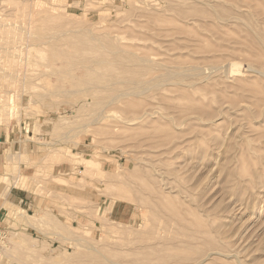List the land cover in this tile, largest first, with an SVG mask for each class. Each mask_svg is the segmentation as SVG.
I'll return each instance as SVG.
<instances>
[{
  "label": "rangeland",
  "instance_id": "obj_1",
  "mask_svg": "<svg viewBox=\"0 0 264 264\" xmlns=\"http://www.w3.org/2000/svg\"><path fill=\"white\" fill-rule=\"evenodd\" d=\"M204 8L0 0V264H264V49Z\"/></svg>",
  "mask_w": 264,
  "mask_h": 264
},
{
  "label": "bare ground",
  "instance_id": "obj_2",
  "mask_svg": "<svg viewBox=\"0 0 264 264\" xmlns=\"http://www.w3.org/2000/svg\"><path fill=\"white\" fill-rule=\"evenodd\" d=\"M200 1L208 8L207 13L202 11L203 13L206 14L205 17L206 19H204V21L211 23L213 28L223 30L226 26H228L229 28H235L238 26L242 27L241 29L243 30V35L239 43L243 44L245 41L244 40L245 37L251 39L253 42L256 39L260 47L264 49V0H200ZM207 8H204V10ZM9 42L11 41L9 40ZM216 50H220V49H216ZM252 61L254 62V65L253 63H251L253 65L252 66L253 68L255 66V60L252 59ZM159 84L160 83H155L153 84L152 87H157L159 86ZM144 88H148V84L147 87H143V90H145Z\"/></svg>",
  "mask_w": 264,
  "mask_h": 264
},
{
  "label": "crops",
  "instance_id": "obj_3",
  "mask_svg": "<svg viewBox=\"0 0 264 264\" xmlns=\"http://www.w3.org/2000/svg\"><path fill=\"white\" fill-rule=\"evenodd\" d=\"M1 131V130H0ZM5 136H3V133H0V140H3ZM0 170H1V166H0Z\"/></svg>",
  "mask_w": 264,
  "mask_h": 264
}]
</instances>
